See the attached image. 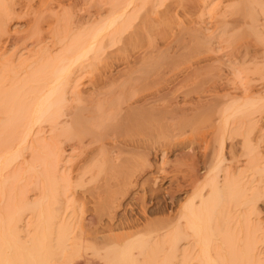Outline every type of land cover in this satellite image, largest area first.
Wrapping results in <instances>:
<instances>
[{"label": "rangeland", "instance_id": "374dc122", "mask_svg": "<svg viewBox=\"0 0 264 264\" xmlns=\"http://www.w3.org/2000/svg\"><path fill=\"white\" fill-rule=\"evenodd\" d=\"M187 1H146L139 16L142 18L147 13V19L137 26L135 39L131 41L135 47L134 54L139 55L140 59L131 65V70L125 71L127 66L115 61L124 55L121 49H117L119 45L101 50L97 59H75L85 49L80 40L85 37L83 29L93 25V10L98 9L100 17H105V11L111 6L110 0H0V74L4 75L5 80L13 79V83L3 87V91L8 98L11 93L13 96L19 94L30 109V87L34 85L37 88L38 98L45 97L54 89L56 77L66 71L67 81L62 86L63 98L59 100L62 101L59 108L61 114L69 116L60 117L59 121L81 119L83 124L95 111L96 90L101 93L114 92L115 95L122 92L130 96L129 116L125 114L126 107L122 100L108 102L111 108H117L118 114L116 121L112 118L107 121V130L116 131L123 140L134 144L127 147L121 145L125 150L117 154L120 160H132L138 164L133 172L135 183L130 197L123 201L119 215L139 221V226L136 230H116L114 234L142 231L173 218L197 191L204 200L208 199L209 188L205 180L217 164L219 185L224 183L228 173L231 179L237 181L238 188L247 195L246 198L251 199L254 194L255 202L235 205L228 197L226 199L232 204L224 205L223 199L219 206L211 202L204 206L201 216L205 221L203 228L211 236L208 239L211 245L209 255L220 264L231 258L240 261L241 255L237 253L236 256L235 252L234 256L231 249L241 247L243 250L253 238L250 254L254 256L255 264H264V197H261L264 194V158L260 147L264 113H261L262 105L250 106L264 97V11L260 13L264 0H224V4H221L224 8L215 15L218 19L239 22L228 28L224 37L248 41L236 52L244 57L243 64L227 61L225 54L229 48L217 44L221 29H216L212 23L213 12L209 8L213 5L220 8V3L217 0H205L203 5L199 3L203 8L202 13L192 12L188 21L183 20L176 9L180 2ZM167 6H171L170 10L165 8ZM137 24L138 20L135 22ZM178 28L196 37L192 47L202 45L213 49L208 52L212 57L207 62L210 69L200 72L197 78H187L188 64L175 62L174 65L166 60L169 57L166 52L154 56L143 53L147 44L157 38L155 34L158 29L165 30L168 37ZM12 40L16 41L13 45ZM108 55V59H105ZM214 57H221V61L216 62ZM4 63L13 68L9 76L2 70ZM31 66L35 67V83L28 82L27 72ZM164 71L167 72L161 74ZM211 74H216V88L208 89L211 83L206 78ZM51 126L54 123L51 122ZM43 127L44 133L32 135L31 139L36 141L34 149L24 147L23 157L5 171V184L0 186V189L3 187L0 193L1 210L10 181L15 183L16 177L25 173H40L44 164L43 154L47 152L46 145L58 140L65 143L64 136L49 132V123L45 122ZM78 133L89 137L83 129ZM13 140L10 137L1 139L5 149H2L0 156L12 152ZM70 145L71 141L63 145L65 152L60 172L74 176L79 168L91 170L96 163V160L86 162L91 159V147L87 145L79 153L72 151ZM245 147L253 150L246 151ZM34 151L36 156L32 157ZM164 172L175 180L172 201L166 193V184L161 182ZM177 185L183 191H177ZM154 190L156 194L153 197L151 192ZM136 196L145 199V207L133 201L132 197ZM20 198L18 195L17 199ZM28 198L29 201L34 199L32 194ZM195 202L199 204L198 199ZM217 212H221L219 219ZM218 222L222 231L220 236L215 233ZM228 230L232 232L226 234ZM17 231L23 243L32 237L28 217L18 224ZM213 233L215 237H212ZM178 250L180 264H203L197 260L199 251L186 229Z\"/></svg>", "mask_w": 264, "mask_h": 264}, {"label": "bare ground", "instance_id": "6f19581e", "mask_svg": "<svg viewBox=\"0 0 264 264\" xmlns=\"http://www.w3.org/2000/svg\"><path fill=\"white\" fill-rule=\"evenodd\" d=\"M110 1L111 6L105 11V17H100L98 9L93 10V25L83 29L85 37L80 40L85 49L75 59L76 61L97 59L102 53L101 50L119 45L117 49H121L124 55L117 57L115 61L125 64L127 66L125 71H129L132 68L131 65L140 59L139 55L135 56V47L131 41L133 38L135 39L137 26L142 25L147 19V13L142 18L139 16V11L147 4V0ZM204 1L180 2L176 9L183 20L190 21L188 16L192 12L200 11L202 13L203 8L198 4L203 5ZM217 1L220 3V8H216L214 5L209 8V11L213 12L212 23L216 29H221L217 44L229 48L228 53L225 54L227 61H239L243 64L244 57H240L236 52L241 45L248 41L230 40L224 37L227 29L239 22L215 17L224 8L221 4L225 2L224 0ZM261 1L258 0V2ZM254 3L258 6L257 2ZM170 7L165 8L170 10ZM263 11L264 8H261L260 13ZM70 19L74 23L71 14ZM137 20L138 24L135 25ZM155 35L157 38L147 44V49L143 52L144 55L154 56L166 52L169 55L167 61L173 64L175 62L188 64L187 78H197L200 72L207 68L210 69V64L207 62L212 57L208 55V52L213 49L202 45L192 47L196 37L189 31L178 28L176 33H170L166 37V31L158 29ZM11 43L13 45L16 41L12 40ZM109 56H106L105 59H108ZM214 60L219 62L221 57H214ZM262 61L264 79V57ZM2 70L6 76H9L10 70L13 68L8 63H4ZM167 71L161 74H165ZM27 74L28 82L35 83V67L31 66ZM67 75L68 72L63 71L57 76L54 89L45 97L38 98L37 88L32 85L29 90L32 102L30 109L27 108L26 102L19 94L13 96L11 93L8 98L3 87L11 85L13 79L5 80L3 74L0 77V153L2 149H5L1 139L10 137V139L14 138L15 142L12 152L0 156V186L5 184L3 178L5 171H8L13 163L23 157V148L30 146L34 149L36 141L31 139L32 135L44 133L43 124L45 122L49 123L50 133L64 136L65 143L71 141L70 149L72 151L81 153L85 146H90L89 156L91 159L86 162L96 160L91 170L85 171L79 168L74 176L60 172L65 143L60 140L52 141L51 145H46L47 152L43 154L44 164L40 168V173H25L16 177L15 183L10 181L8 189L5 191L3 210L0 208V264H180L178 245L185 229L191 233L195 247L199 251L198 262L220 264L217 259H211L209 255L211 245L208 239H211V236L204 230L203 223L205 221L201 216L204 206L208 202L219 206L223 199L224 205L232 204L226 199L228 197L232 198L230 201H233L235 205L254 203V194L251 199L246 198L247 195L238 188L237 181L231 179L228 173L225 175L224 183L219 185L216 164L205 180V184L209 188L210 197H207L208 199L204 200L202 194L197 191L189 197L187 203L177 211L173 218L165 219L142 231L115 235L114 231L116 230H136L139 226V221H131L127 216L119 215L123 208V201L130 197V190L135 183L133 172L138 164L132 160L117 158V154L125 150L121 145L127 147L134 146V144L123 140L116 131L107 130V126H109L107 121L110 118L116 121L115 117L118 114L117 108H111L108 102L122 100L126 107L125 114L129 116V105L132 98L122 92L119 93V97L114 92L101 93L96 90V100L93 103L95 111L85 124L81 123V119H74L73 122L61 120V122L59 121L60 117L69 116L66 113L61 114L59 108V104L62 102L59 100L63 98L62 86L67 81ZM215 78L216 74H211L206 78L207 82L211 83L208 89L216 88ZM258 104L262 105L261 113H264V97L251 103L250 106ZM126 115L124 116L126 117ZM51 122L54 123V126H51ZM19 128H21V132ZM81 129L87 132L88 138L78 135V130ZM260 144H262L260 147L262 148V158H264V133L260 135ZM245 150L253 149L245 147ZM35 156L36 152L34 151L32 157ZM262 173L264 177V170ZM161 182L166 184V193L172 201L173 189L176 186L173 176L164 172ZM12 186H15L14 189ZM177 187L179 188L177 191H183L179 185ZM2 188L0 193L3 191ZM29 194H32L34 199L29 201ZM155 194L156 190L151 192V196L154 197ZM18 195L21 196L20 199H17ZM256 195L258 197V194ZM261 197H264V194H261ZM132 199L135 202H140L141 207H145L144 198L136 196ZM195 199L199 200L198 205ZM220 214L221 212H217V219L221 218ZM25 217L29 219L32 237L23 243L17 228ZM221 232L218 222L215 233L220 236ZM231 232L228 230L226 234ZM215 233L212 237H215ZM251 240L243 250L241 247L231 249L234 251V256L235 252L236 256L237 253L241 255L240 261L237 258H231L224 264H236L237 262L255 264L254 256L250 254L254 244V239Z\"/></svg>", "mask_w": 264, "mask_h": 264}]
</instances>
